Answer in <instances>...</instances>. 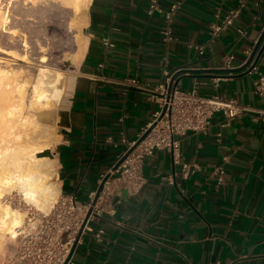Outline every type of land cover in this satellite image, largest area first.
<instances>
[{
    "label": "crops",
    "instance_id": "0c3cea01",
    "mask_svg": "<svg viewBox=\"0 0 264 264\" xmlns=\"http://www.w3.org/2000/svg\"><path fill=\"white\" fill-rule=\"evenodd\" d=\"M180 1L173 40L163 41L162 14H146L148 0H87L83 53L68 81V94L54 116L55 186L86 202L124 151L160 109L159 85L180 72L178 86L194 79L204 96L217 93L242 107L225 124L214 113L207 131L181 138L180 158L198 168L183 178L167 150L142 161L145 184L136 192L117 190L84 232L72 264H264V98L254 92L256 75L244 68L264 30V0H242L233 24L210 40L209 26L241 0ZM84 17V16H83ZM85 38V39H84ZM189 44L203 45L199 55ZM166 55L167 63L160 59ZM231 55V72H220ZM264 73V38L256 52ZM218 78L214 90L211 78ZM222 165L221 185L210 176Z\"/></svg>",
    "mask_w": 264,
    "mask_h": 264
},
{
    "label": "built area",
    "instance_id": "2783aa9c",
    "mask_svg": "<svg viewBox=\"0 0 264 264\" xmlns=\"http://www.w3.org/2000/svg\"><path fill=\"white\" fill-rule=\"evenodd\" d=\"M180 5L181 2L177 1L163 8L159 0H148L146 14L163 15L165 28L161 33L166 43L173 40L172 24ZM242 6L241 0L235 8L229 9L222 16L219 11L216 12L215 21L209 26L210 40L231 27ZM189 46L199 55L204 54L203 45ZM247 54L246 68L249 73L256 75L253 83L254 92L264 98V73L259 69L256 53L253 55V51L250 50ZM232 59L231 55L225 56L220 69H230ZM167 60V56L164 55L160 62L166 64ZM163 73L165 84L158 86L162 93L160 109L153 114L151 122L135 141L121 139L124 151L117 161L128 150L131 149V152L115 170L111 168L108 171V178L103 182L98 195L96 196V191L91 192L86 202H80L73 193H61L47 212H31L22 233L17 238L12 254L2 264H72L68 256L73 244L84 232H93L89 224L104 211L105 206L109 205L110 211H113L114 193L120 188L136 192L145 184L142 174V161L145 156L152 155L156 150H167L172 155L173 163L179 165L181 176L186 179L198 166L181 160L179 153L181 138L188 133L207 131L209 120L214 113H221L225 124H228L243 112V107L234 99H224L217 93L202 95L197 88L201 82L197 79L193 80L190 88L181 89L178 82L175 84V79L171 81L172 76L165 69ZM211 83L215 90L218 78L212 77ZM210 176L216 180L217 185L223 184L224 167L222 165L214 167ZM90 207L92 213L83 225ZM93 233L94 238L100 240L104 231L99 228Z\"/></svg>",
    "mask_w": 264,
    "mask_h": 264
},
{
    "label": "bare ground",
    "instance_id": "6f19581e",
    "mask_svg": "<svg viewBox=\"0 0 264 264\" xmlns=\"http://www.w3.org/2000/svg\"><path fill=\"white\" fill-rule=\"evenodd\" d=\"M26 1L34 3L36 0ZM62 1L74 15L82 12L81 7L88 3L87 0ZM5 13L0 8V29L3 32H7L8 19ZM10 33V38H13L14 32ZM83 47L84 42H80L72 56L73 63L77 64ZM11 54L16 55L13 52ZM2 59L8 61L0 56ZM61 85L62 80L57 74L51 73L29 101V108L34 112L23 115L22 109L26 105L22 83L0 73V245L7 239L17 238L18 230L25 221V214L14 209L5 201V197L15 191L25 203L45 210L58 192L50 180L53 162L42 153L53 142L48 130L51 127L50 117L55 114L63 93Z\"/></svg>",
    "mask_w": 264,
    "mask_h": 264
},
{
    "label": "rangeland",
    "instance_id": "374dc122",
    "mask_svg": "<svg viewBox=\"0 0 264 264\" xmlns=\"http://www.w3.org/2000/svg\"><path fill=\"white\" fill-rule=\"evenodd\" d=\"M0 8L1 11L6 12L8 19L7 32L0 29V56L8 59V61L0 60V73L22 83L26 105L22 109L23 115L34 112L29 108V101L51 73L57 74L62 80L63 93L57 111L66 99L68 81L76 65L72 62V56L76 53L78 44L83 42L85 6L81 7L82 12H78L77 15H74L62 0H36L34 3L26 0H0ZM9 31L14 32L13 38H10ZM12 52L16 53V57L11 54ZM55 114L50 117L51 127L48 130L52 137ZM42 154L47 155L46 151ZM50 180L56 182L53 176ZM59 194L58 191L45 210H39L25 203L21 195L15 191L5 197V201L25 214V224L31 212H47ZM23 227L17 234L22 233ZM17 238L7 239L0 245V264L12 254Z\"/></svg>",
    "mask_w": 264,
    "mask_h": 264
},
{
    "label": "water",
    "instance_id": "95a60500",
    "mask_svg": "<svg viewBox=\"0 0 264 264\" xmlns=\"http://www.w3.org/2000/svg\"><path fill=\"white\" fill-rule=\"evenodd\" d=\"M263 38H264V30H263V32H262V34H261V36L259 37V39L257 40V42H256V44H255V46H254V48H253V55L257 52V49L259 48V46H260V44H261V42H262V40H263ZM244 68H246V66H244ZM220 72H231V71H235V70H219ZM179 73L180 72H177L176 74H174V75H172V77H171V81H173L174 79H175V84L178 82V78H176L178 75H179ZM139 142V140L136 142V144ZM135 144V145H136ZM131 152V149L130 150H128L114 165H113V167H112V170H115L116 168H117V166L125 159V157L129 154ZM108 178V174H106L104 177H103V179L101 180V183L99 184V186H98V188H97V190H96V196L98 195V193H99V191H100V189H101V187H102V184H103V182L106 180ZM91 213H92V208L90 207L89 208V210H88V212H87V214H86V217H85V220H84V222H83V225L85 224V222H86V220L88 219V217L91 215ZM93 216H96L95 214H92ZM81 230H82V228H81ZM81 230H80V232H79V235H80V233H81ZM75 245H76V242L73 244V246H72V248H71V251H70V254H69V256H68V259H70L71 258V255H72V253H73V250H74V248H75Z\"/></svg>",
    "mask_w": 264,
    "mask_h": 264
}]
</instances>
